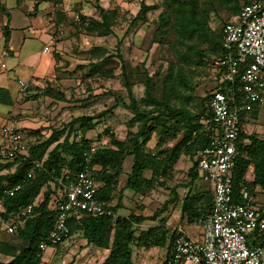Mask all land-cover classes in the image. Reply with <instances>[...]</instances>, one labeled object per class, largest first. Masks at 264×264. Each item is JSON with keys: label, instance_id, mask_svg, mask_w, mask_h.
Returning <instances> with one entry per match:
<instances>
[{"label": "trees", "instance_id": "obj_1", "mask_svg": "<svg viewBox=\"0 0 264 264\" xmlns=\"http://www.w3.org/2000/svg\"><path fill=\"white\" fill-rule=\"evenodd\" d=\"M40 1L50 2L58 8L63 2V0ZM246 2L248 0H165L167 6L159 15L154 39L159 41V36L167 33L169 26H172L178 46L184 47L183 50L178 46L176 49L182 60L196 67L203 66V68L210 69L214 60L224 54L223 27L229 21L224 22L222 27L216 30L211 26L210 19L221 9L237 14ZM0 7L1 11L9 17L8 10L3 5ZM157 7L156 3L148 4L142 0L129 27L139 21H147V14ZM97 9L99 10L98 17L80 13L79 24L82 28L91 31L101 28L105 30V34L113 33V24L120 11L118 12L114 7L105 8L100 5L97 6ZM62 16L64 17L65 14L62 13ZM4 38L7 45L10 40L8 24L4 26ZM98 63L90 62L93 71H96L100 66ZM205 74L208 76V80L212 81L211 72H205ZM144 84L146 97L143 100L149 109L141 110L126 77L125 86L128 90L129 103H126L124 99H118L115 105L99 114L74 117L62 127L52 128L50 134L42 141H37L38 130H29L30 132L23 130L29 147L28 155L25 157L20 155L14 160H4L0 156V202L2 204L0 234L5 233L16 238V240L0 239V253L11 257L9 261L0 260V264H48L44 258V252L40 249V244L47 241L54 226L56 211L51 204L55 199L62 197L64 185L75 180L78 172L87 166L86 157L90 153L93 143L88 132L95 128L101 117L112 112L117 105L122 104L129 108L134 114L133 119L140 122V128L137 132L132 133L131 137L123 140L111 135L109 144L100 147L91 155L89 165L99 169L102 182L98 197L110 210H115V207L110 203L114 192L118 190L120 176L124 173L123 162L128 156L133 157V163L124 188L131 189L135 193H144L159 183L158 181L167 175L182 155H189L194 159L193 165L189 169L191 181L200 177L196 160L197 151L210 144L215 136V123L212 120L208 104L212 89L208 90L206 96L202 98L203 109L193 112L186 107L171 106L165 98H156L153 94V77L149 74H146ZM42 95L56 100L66 99L62 91L50 84L42 89ZM0 103H12L9 91L5 88H0ZM253 113L256 115V112ZM244 114L241 113L243 117ZM168 118L174 119L180 127L173 126L172 129ZM245 123V120L242 119L244 128L246 127ZM180 129L183 130V135L173 147L158 151H154V148L149 149L148 143L152 139L153 133L159 135L156 147L160 148L168 136L175 137L176 132ZM239 148L242 153L237 160L234 177L236 201H242L239 194L240 189L246 182L244 176L252 164L254 165L255 178L254 181L247 183L250 193L255 198L257 187L264 191V138L258 134L244 131L241 134ZM35 160L42 162V168L33 169ZM12 165H14V169H8ZM6 169L7 172H5ZM147 170L151 172L149 177L145 175ZM30 172L31 176H29ZM18 184L21 185V188L13 195L10 194V189ZM45 186L47 188L44 190ZM175 191L172 189L174 197L178 194V191ZM40 195H42L41 201L37 202L33 213L28 217H22L16 231L8 233L6 224L11 222V217L27 205L35 203ZM195 198L189 188L183 197L182 213L189 218L197 217V222L204 224L213 212V193L208 191L202 194L201 202L196 207L193 205ZM169 199L164 202L160 212L157 211L154 216L157 217L164 211L166 206L171 203ZM145 219V216L136 213L117 217L112 214L93 216L82 213L80 219L72 218L70 220L69 235L71 236L75 230H80L88 243L109 249L108 256L101 264H133L132 245H141L147 248L151 245L163 244L168 232L163 226L158 225L136 234V226ZM176 233L177 231L174 230L171 242ZM250 242L260 243L264 246V232H256L255 238L250 237ZM61 245L62 243L55 245V249ZM171 247L172 244L169 248Z\"/></svg>", "mask_w": 264, "mask_h": 264}, {"label": "rangeland", "instance_id": "obj_2", "mask_svg": "<svg viewBox=\"0 0 264 264\" xmlns=\"http://www.w3.org/2000/svg\"><path fill=\"white\" fill-rule=\"evenodd\" d=\"M29 1L23 0L20 6H16L15 0H3L2 2L10 8L12 13L11 24L19 28V31L15 33L13 46L22 45L26 36V50L27 48L30 49L31 58L41 61L42 66L38 71L45 74L51 59L55 57V50L50 53H45L43 50L47 46L45 45L47 43L45 25L42 27L38 25L37 27L36 22L39 20H35L34 15H28L27 12L32 10L28 6ZM141 1L66 0L64 6L69 13L63 17L65 19L62 21L65 30L63 34L60 31H54L53 34L58 33L59 40L65 42L62 54L64 56L62 57L63 65L60 66L63 69H58V77L52 82L53 87L62 91L66 99L56 100L39 94V89H37L38 95L35 97L32 96L33 92L31 94L28 90L22 91L26 94H20L17 103L8 108L15 115L5 116V112L2 111L5 106L0 108V145L4 139L2 130L5 126H18L28 132H30L29 130H38L37 141H42L50 134L52 128L62 127L74 117L99 114L115 105L118 99H124L126 103H129L128 90L125 86L126 77L141 110L148 108L143 100L146 97L144 84L146 74L153 77V94L156 98H165L169 105L178 108L186 107L193 112L203 109L202 98L206 96L208 90L210 91L216 86L214 82L208 80V76L205 74V72H210L209 69L203 68V66H193L182 60L176 50L178 44L172 26H169L167 33L159 36V41H155L159 15L167 6L165 0H145L148 4H158V7L147 14V21H139L134 26L129 27L140 8ZM98 5L105 8L114 7L117 8L118 12L120 11L115 18L113 33L111 34H105V30L101 28H95L93 31L84 29L76 20V15L83 12L98 17ZM232 15L233 13L229 10H219L210 19L211 26L219 30ZM5 20V15L0 11V23H6ZM50 24H52V28L58 27L57 23L54 25L53 19L50 20ZM3 29L1 25L0 70H2V75L7 73L14 75L11 64L15 57L2 54ZM178 47L184 49L182 46ZM52 48L56 49L57 46ZM122 60L124 61L122 62ZM90 62H99L100 66L96 71L92 70ZM123 63L124 66H122ZM133 116L134 114L129 108L122 104L117 105L112 112L98 120L95 128L88 132V136L93 142L107 141V144L110 142L111 135L121 140L129 138L132 133L137 132L140 128V122L134 120ZM244 117L246 118L245 121L253 127L250 128L249 132L264 138V111L256 115L254 113L245 114ZM168 120L172 129L173 126L180 127L174 119L168 118ZM182 135L183 130L180 129L176 132L175 137L168 136L166 142L157 148L159 135L153 133L148 147L149 149L154 148V151L171 148L181 139ZM128 157L123 162L124 171H129L133 163V158ZM193 160L189 155H182L167 175L161 178L155 186L144 193L128 191L122 207L123 210L119 211L120 215L136 213L142 216H154L171 196L169 199L171 203L166 206L163 212L159 213L165 216L164 219H161V226L166 228V224H168L169 229L167 230L173 231L178 226L184 225V217H187L186 223L188 225H196L198 223L197 217L189 218L182 213L183 196L187 194L190 188L191 194L196 197L193 199V205L196 207L201 202L200 196L211 191V187L199 178L191 181L189 169L193 165ZM8 169H14V165ZM125 177L126 175L123 174L119 186L126 183ZM46 188L47 186L44 187V190ZM172 189L178 191L176 197H174ZM120 193L122 196L124 195L123 191ZM39 197L41 199L42 195ZM115 200L116 203L117 198ZM157 220L160 221L159 218ZM147 221L149 222L143 220L136 226V234H140L141 231L151 227V220ZM0 235V239L16 240V238L5 233ZM99 248L88 243L82 231L75 230L72 236L67 238L59 248L56 250L49 248L45 253V260L48 264H68L70 262L72 264H101L104 255L97 252ZM10 259V256L0 253V260L9 261Z\"/></svg>", "mask_w": 264, "mask_h": 264}, {"label": "built area", "instance_id": "obj_3", "mask_svg": "<svg viewBox=\"0 0 264 264\" xmlns=\"http://www.w3.org/2000/svg\"><path fill=\"white\" fill-rule=\"evenodd\" d=\"M79 14L76 20L79 21ZM223 56L214 60L209 71L216 84L210 92L208 104L215 123V136L210 144L197 151L199 174L213 185V212L201 239L177 232L165 264H264V246L251 243L256 232H264V212L255 205L248 188L249 174L240 189L242 201L235 200L234 177L243 127L241 113L264 111V0H248L235 19L223 27ZM50 50L49 46L44 51ZM239 81V82H238ZM28 83L21 82L26 91ZM0 156L14 160L29 153L26 134L16 126H5ZM107 141H96L86 157L87 166L75 180L64 185L61 198L53 201L55 222L47 241L40 244L44 254L49 248L70 237V220L82 213L93 216L112 214V210L98 197L102 184L99 169L89 165L91 155ZM42 162L33 161V169ZM32 173H29L31 176ZM21 185L10 189V194ZM22 208L7 232L14 233L22 217L30 216L37 202Z\"/></svg>", "mask_w": 264, "mask_h": 264}, {"label": "crops", "instance_id": "obj_4", "mask_svg": "<svg viewBox=\"0 0 264 264\" xmlns=\"http://www.w3.org/2000/svg\"><path fill=\"white\" fill-rule=\"evenodd\" d=\"M2 1L3 0H0V6L3 5L8 10L9 15H10L9 17H7V15H5L0 9L1 13H3L6 17V20H5L6 23H4V24L0 23V26L2 25L4 28V26L6 24H8V26L10 28V40H9V43L7 45L5 44L4 29L2 31V34H3L2 35V38H3L2 54L3 55H13L15 57V60L11 64V66H12L11 69L14 70V75H11L9 73H7L6 75H2L1 74L2 70H0V88L7 89L9 91V94H10L11 100H12L11 104L0 103V108H3L2 106H5V108H3V110H2L5 112L4 115L5 116H11V114L12 115H15V114L13 112H11L8 108L13 107L17 103L18 97L20 96V94H26V93H23L21 90V82L29 84V87L27 88V90L29 92H31V94L33 92V94H32L33 97H35V95H38L37 89L40 90V91H38L39 94H42V89L45 86H47L49 84L51 86H54L52 84V82L54 81L55 78L58 77L57 76L58 75V69H63V68H60V66L63 65L62 64L63 63L62 57H64V56L62 54H63L65 42L63 40H59L58 33L56 35H53V34H54V31H56V32L60 31V33L63 34V31L65 30V25H62L63 24L62 21L65 18H63L62 13L65 14V17H66L67 13H69V12L66 9V7L64 6V3L66 2V0H63L60 8H58V6L56 7L54 4H52L50 2H46V1H40V0H30L29 1L28 6H30V8H32V10L27 12L28 15H30V16L34 15L35 20H39L38 22H36L37 27H38V25L40 27L45 25L44 28L46 29V38H47V43H45V45L49 46V48H50V50L45 51V53L54 52V50H55V52H54L55 57L53 59H51L50 65L48 67V71H46L45 74H43V73H40L38 71L41 69V66H42L41 61L31 58V53L29 51L30 49L27 48V50H26V47H27L26 36H25V40L23 41L22 45H20L18 47L13 46L14 45V39H15V33L17 31H19V28L15 27L11 24L12 13L10 11V8H8L6 5H4ZM22 1L23 0H15L16 6H20V3ZM51 12H52V14H50ZM83 13L86 15H89V16H93V15H90V14L85 13V12H83ZM238 14L239 13L233 14L229 20L235 19ZM53 16L55 17V19ZM52 19L55 21L54 25H56V23H57V26H58L57 28H52V24H50V20H52ZM53 46H57V48L54 49V48H52ZM7 66H8V64L6 65V68H7ZM45 75H46V77H45ZM258 113H260V112H256V114H258ZM245 114H249V113H245ZM245 117H244V120L246 119ZM245 126H246L245 127L246 131L248 133H251V132H249L250 128H253L251 126V124L246 122ZM16 127L18 129L22 130L18 126H16ZM29 127H32V126H29ZM256 130L260 131L259 129H256ZM3 141H4V139H3ZM247 172L249 174L250 182L254 181L255 174H254V165L253 164L249 166L246 173ZM129 173H130V170L124 171V173H123L124 175H126V177H125L126 181H127V177H128ZM149 174H151V172L149 170H147L145 172V175L148 176ZM122 175L120 176V178L122 177ZM199 179L202 180L203 182H205L206 184H208L211 187V192L213 193L212 183L204 181L201 178V176L199 177ZM125 184L122 186H118V190L115 191L113 194L112 202L110 203V205L115 207V210H112V215L114 217H117L120 215L119 211L123 210L122 207H123L125 199L127 198L126 194H128V191L131 190V189L124 188ZM121 191H123V193H124L123 196L120 193ZM256 192L257 193H256L255 198H254L255 205L258 208H260L262 212H264V191L260 187H257ZM116 198H117V202L115 203L114 201H116L115 200ZM169 198H171V196ZM51 206H53V203L51 204ZM142 214H143V212H142ZM143 215H145V214H143ZM121 216H127V215H121ZM145 217L147 219H145L144 221L149 222L147 220H151L150 225H151V227H154V226L161 225L160 224L161 219H164L165 216H163V214L162 215L160 214L157 217L152 216V215L151 216L145 215ZM181 217L183 218V216H181ZM74 218L76 220H78L81 217H79V218L74 217ZM158 218L160 219V221L157 220ZM208 220L204 224L197 223L196 225H188L186 223L187 217H184L183 218L184 225L178 226L174 230H176L177 232L182 231L187 236H189L191 238L201 239L203 236V233L205 231V226H206ZM165 229H169L168 224H166ZM174 230L170 231V232L168 231L166 233V239H165L163 244L151 245L150 247H147V248L144 246H141V245H132V249H133L132 261H133V264H165V260L167 258V255H168V253H170L169 249H171L169 247L173 242V241L171 242V238H172L171 235L173 234ZM54 250H56V249L54 248ZM109 251H110L109 249H101V248H99V250H97V252L104 255L103 259H105L108 256ZM44 258H45V254H44Z\"/></svg>", "mask_w": 264, "mask_h": 264}]
</instances>
